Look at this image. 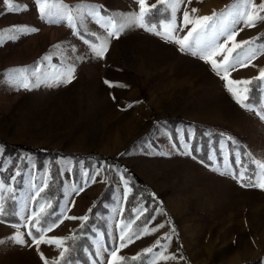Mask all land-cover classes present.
<instances>
[{
	"label": "rangeland",
	"instance_id": "obj_1",
	"mask_svg": "<svg viewBox=\"0 0 264 264\" xmlns=\"http://www.w3.org/2000/svg\"><path fill=\"white\" fill-rule=\"evenodd\" d=\"M13 2L27 4L28 10L8 11L5 0H0V32L25 25L35 26L39 31L21 35L18 40L6 41L0 46V138L66 153L96 151L121 156V160L151 188L157 201V206L152 208L154 202L146 203L139 196L142 200L137 208H146L147 212L139 219L135 214L132 221H141L143 227L147 222L150 229L160 224L164 227L154 233L141 234L140 239L134 238L133 243L120 250V256L135 257L167 234L171 236L170 242L161 240L162 244L167 243L164 254H175L177 259L151 262L153 254L150 253L144 255L142 264H251L256 261L264 264V190L242 187L231 175L235 170L238 176L240 170L246 168L247 176L256 168L254 161L264 163V120L235 101L225 81L208 63L181 53L177 45L160 36L130 27L119 39L111 38L106 57L97 59L65 23L50 24L38 19L33 0ZM156 2L147 0L149 5ZM234 2L192 0L188 7L198 9L197 15H206L214 10L219 12ZM65 3L97 4L102 6L104 13L116 17L139 10L135 0H65ZM178 7L179 24L184 6ZM167 16L166 7L161 5L153 10L152 19L159 21ZM88 28L97 35H105L95 24H88ZM263 31L264 21H260L255 27H244L236 40L254 39ZM86 38L96 42L95 36ZM57 44L64 46L62 51L68 62L75 63V79L59 86L18 89L9 79L10 70L22 67L30 74L44 56L51 55L52 60L41 67L42 73L49 72L59 65L57 50L53 47ZM77 57L82 59L77 60ZM262 69L264 54L258 55L248 66L232 71L230 78L258 77ZM258 88L259 96L252 95L255 98L253 107L264 111V81H259ZM248 96L250 98L251 92ZM129 104L133 106L127 107ZM168 116H182L214 126L224 137L210 140L205 158L184 154L182 146L185 142L190 144L193 136L188 129L149 135L153 122ZM173 142H176L175 147ZM127 147L130 148L125 151ZM10 158L11 154L0 145V168L9 166ZM28 158L34 160L35 157L29 155ZM237 158L241 164L235 163ZM55 163L67 183L62 212L68 216L88 215L108 183L107 174L110 176L116 197L108 203L110 213L105 217L109 233L106 237L103 234L92 236L85 248L89 264H107L110 259L107 251L118 241L121 231L118 224L125 202L120 176L106 166L95 183L89 182L76 194L69 190L73 182V186L79 188L87 179L85 173L91 175L107 164L68 156L48 159L40 169H36L38 163H33L16 176L13 187L17 191V202L8 210L18 212L19 215H10L20 222H0V264H44L41 252L50 262L59 260L61 248L41 243L37 249L27 235L28 228L23 226L33 206L30 197L43 179H49ZM222 172L227 174L222 175ZM244 182L247 183V179ZM72 200L74 206L68 210ZM158 207L162 214L149 220ZM100 220H104L103 217ZM132 221L126 223L128 230ZM81 223L65 219L54 230L46 232L45 237L63 238ZM17 230L25 234L27 245L16 244L10 239ZM159 251V248L154 249V252ZM181 256L184 259H180ZM83 261L81 257L77 263L85 264Z\"/></svg>",
	"mask_w": 264,
	"mask_h": 264
},
{
	"label": "snow or ice",
	"instance_id": "obj_2",
	"mask_svg": "<svg viewBox=\"0 0 264 264\" xmlns=\"http://www.w3.org/2000/svg\"><path fill=\"white\" fill-rule=\"evenodd\" d=\"M191 2L192 0H157L156 3L149 5L147 0H135V3L138 5V11L121 13L119 17H116L104 13L102 6L93 3L69 5L65 3V0H33L38 12V19L50 24L65 23L73 30V34L88 46L90 53L97 59H104L106 57L111 38L119 39L120 35L130 27L143 29L156 36H160L168 43H174L178 46V50L181 53L189 54L208 63L211 69L225 81V87L235 101L246 110L256 112L259 118L264 120V111L247 103L249 100L248 93L251 91L248 86L252 84V80H235L230 78L232 71L237 70L239 67L248 66L258 55L264 54V43H256L260 39L259 37L239 42L236 40V37L240 31H243L244 27H255L258 22L264 21V14H262L264 13V0H259V3H257V0H235L233 4L226 6L225 9L219 12L214 10L211 14L206 15H197L198 9L188 7ZM5 3L8 11L20 12L28 10L27 4L14 3L13 0H5ZM161 5L166 7L168 16L163 20L154 21L152 19L153 10L159 8ZM179 5H183L184 10L182 12V20L178 24L177 12L180 10ZM90 23L102 29L105 35L100 36L96 32H90L88 28V24ZM38 31L39 29L35 26H12L4 32H0V46L6 41L18 40L21 35H30ZM179 33H183V35ZM89 35L95 36L96 42H92L86 38ZM53 47L57 50L59 65L53 66L49 72L42 73L41 67L45 62L52 60L51 55L44 56L42 61L37 64L30 74L28 73V69L22 67L10 70L8 73L9 79L17 85L18 89L32 90L41 85L59 86L60 84L71 83L75 79V63L68 62V58L62 51L64 46L57 44ZM72 51H75V46H72ZM76 59L79 60L82 57H77ZM256 79L264 81V69L260 70ZM105 83L109 84L110 87L113 86L109 81H105ZM132 106L129 104L127 107ZM227 139L231 140V137H227ZM233 143L235 142L233 141ZM175 144L176 142H173V147H175ZM182 148L184 149V154H191L190 144L185 142ZM236 156L239 157V152L236 153ZM235 163L241 164L242 161L237 158ZM254 164L256 168L247 176L246 168L241 169L238 176L235 170L231 172V175L234 179L238 180L242 187H259L261 190H264V163L254 161ZM106 166L119 174L124 199H126L127 194L131 192V187L129 186L130 180L126 176L127 170L115 168L111 165H101L91 175L85 173L84 175L87 179L80 184L79 188L74 187L73 182L69 186V190L79 194L89 182H96V177L103 172ZM256 169H259V171ZM221 174L227 173L222 172ZM19 175L20 170L17 169L7 181L0 179V217L8 215L6 201L9 195L14 203L17 202L16 189L13 185L15 184L16 176ZM245 179H247V183L244 182ZM48 183L47 179H43L42 184L36 189L30 200L37 201L41 197V193L48 188ZM152 196L155 199L154 194ZM74 203V200L70 201L68 210L74 206ZM47 204L50 207L51 202L49 201ZM25 208H27V205H25ZM133 211L137 214L136 219H139L141 215L147 212V209L141 207ZM90 212L91 209H89ZM15 214L19 215L18 212ZM158 214H162L159 207L148 219L153 220ZM44 215H46L45 205L38 204V211H32L23 226L28 228L27 235L34 242L37 249L41 243L55 245L57 248L62 249L57 261L50 262L44 257L42 252L40 253L44 264H60V261H63L69 252V248L66 246L68 238H46L45 233L54 230L65 219L80 220L82 222L81 228H83L84 222L89 220V215L76 217L68 216L66 212H61L56 221L42 225ZM0 222L3 221L0 220ZM12 227L18 229L19 226L12 225ZM118 227L121 231L119 232L118 241L111 250L107 251L110 258L107 264H122L126 258L119 255L120 250L133 243L134 238L140 239L141 234L157 232L164 225L160 224L150 229L146 222L141 229V233H131L128 230V224L124 222L118 224ZM33 229L39 235L34 234ZM171 231L172 234H175L174 228ZM24 235V233L17 230L15 235L11 236L10 239L16 244L27 245L28 241L25 240ZM72 238L75 239V236ZM161 240L170 242L171 236L166 234L161 237L155 242L153 247L143 250V254H153L151 262H155L157 259L176 260L177 256L175 254L165 256L167 243L162 244ZM155 248H159L160 251L154 252ZM139 256L140 254L131 259L137 260ZM180 259L184 258L181 256Z\"/></svg>",
	"mask_w": 264,
	"mask_h": 264
},
{
	"label": "trees",
	"instance_id": "obj_3",
	"mask_svg": "<svg viewBox=\"0 0 264 264\" xmlns=\"http://www.w3.org/2000/svg\"><path fill=\"white\" fill-rule=\"evenodd\" d=\"M155 125L157 127L154 128ZM179 128L184 130L188 129L189 134L192 132L191 135L193 136L189 140V143L192 155H196L197 158H205L204 153L208 148L210 140H218V138L220 139L224 137L223 134L221 135V133H219V130L215 129L214 126L195 122L182 116H168L156 123L153 122L149 135H158L163 132L176 133ZM0 145L5 148L7 153L11 154L10 165L4 169L0 168V179L5 181H7V179L12 176L17 169L22 172L33 163H38L39 165L37 164L36 169H40L48 159L51 160L68 156L76 158H90L93 160L104 161L107 165L115 166L119 169L127 170L126 176L130 180L132 190L125 199L120 215L121 222L127 223L133 220L136 214L133 210L137 209V206L142 200L139 196L143 197L146 203L154 202L152 208L157 206V201L156 199H153L151 188L140 179L131 167L121 160V156L119 155H103L96 151L66 153L62 150L54 148L15 144L1 138ZM241 145L242 143H240V146ZM129 148L130 147H127L125 151H128ZM29 155H34V160L28 158ZM1 164L2 163H0V165ZM106 178L108 179L106 187L90 207L91 212H88L89 220L84 222L83 228H81L80 225L75 228L72 234L65 236L68 238L66 246L69 248V252L66 254L65 259L60 261V264H79L77 263V260L81 257L84 258L83 263L89 264L87 259L88 251H85L87 242L92 238V236L103 234V237H106L108 235L110 227L105 217L110 213L108 203L113 201L116 197V189L108 174ZM48 182V188L41 193V197L37 201H33L31 209V212L37 211L36 207L38 204L43 203L45 205L46 215L42 218V225L53 223L62 212V200L65 197L67 183L57 163H55L53 169L50 171ZM49 201L51 202L50 207L47 204ZM13 205L14 202L9 195V198L6 201V211L8 212V215L0 217V220L11 224H17L20 222L18 218H14L10 215L11 213H15V210H8ZM101 217H103L104 220H100ZM142 227L143 225L141 221H132L129 231L137 233L141 231ZM33 233L39 235L35 232V229H33ZM73 236H75V239L72 238ZM143 257V253L140 254L139 259L137 260H132V256L125 257L126 259L122 262V264H142ZM258 263L259 261L255 262V264Z\"/></svg>",
	"mask_w": 264,
	"mask_h": 264
},
{
	"label": "crops",
	"instance_id": "obj_4",
	"mask_svg": "<svg viewBox=\"0 0 264 264\" xmlns=\"http://www.w3.org/2000/svg\"><path fill=\"white\" fill-rule=\"evenodd\" d=\"M257 37H259L260 39L257 40L256 42L264 43V31L259 33L255 38H257ZM256 78L257 77H254V76L251 77L250 79L252 80V84L248 86L251 89V91H250L251 92V96L249 98V100H250L249 104L252 105V106H255V98L252 95H254L256 93L257 97H258L259 94H260L258 86H259V81H261V80L256 79ZM252 99H254V100L252 101ZM259 262H261V261H259ZM249 263L250 262H244V263H241V264H249ZM251 264H255V262L251 263Z\"/></svg>",
	"mask_w": 264,
	"mask_h": 264
}]
</instances>
